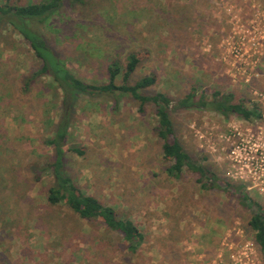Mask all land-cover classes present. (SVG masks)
<instances>
[{
    "label": "rangeland",
    "instance_id": "rangeland-1",
    "mask_svg": "<svg viewBox=\"0 0 264 264\" xmlns=\"http://www.w3.org/2000/svg\"><path fill=\"white\" fill-rule=\"evenodd\" d=\"M32 1L39 0L11 3ZM168 16L181 19L182 30L166 23ZM55 22L60 32L41 29L49 46L88 83H103L107 64L123 63L130 53L139 55L141 64L131 84L157 74V83L145 94L163 93L174 100L170 116L175 137L193 159L215 174L219 187L210 183L201 187L190 173L179 180L167 175L154 136L152 104L141 107L122 97L112 110L107 98L99 100L100 109L82 100L66 146L72 173L85 193L111 202L122 216L133 220L145 242L132 254L122 237L103 224H89L68 207L48 205L49 178L35 182V168H24L28 181L7 170L12 157L15 164L21 160L27 165L51 156L32 133L37 115L44 117L39 125L49 128L58 100L53 87L41 80L34 89L42 88L41 97L50 104L28 108L18 104L13 85L17 73L27 75L41 62L15 31L5 28L0 30V264H196L213 254L233 225L249 229L252 210L234 189L223 191L226 184H238L227 180L224 163L211 155L204 142L214 132L243 127L247 121L234 114L225 117L207 109L175 106L193 88L209 100L217 93H233L236 102L247 95L243 87H233L231 77L242 73L245 62L264 61V0H91L85 6L65 3ZM72 35L86 37L83 47L88 56L69 45L67 37ZM105 57L110 58L107 63ZM200 136H205L203 142ZM246 191L264 208V195Z\"/></svg>",
    "mask_w": 264,
    "mask_h": 264
},
{
    "label": "trees",
    "instance_id": "trees-1",
    "mask_svg": "<svg viewBox=\"0 0 264 264\" xmlns=\"http://www.w3.org/2000/svg\"><path fill=\"white\" fill-rule=\"evenodd\" d=\"M5 1L0 4V30L7 28L15 31L41 62V65L37 66L38 68L27 72V75L29 73L28 77L24 73H17L19 79H15L13 85H15V92H18V104L27 108L40 105L41 102L50 104L47 98L41 97L40 90L42 88L40 86L41 89H34L41 80L53 87L54 99L58 100L57 104H54L55 117L50 121L49 128L43 129L39 125L44 122V117L37 115L38 118L35 121L38 124H35L34 133H32L35 137L39 136L42 144L51 150V156L46 158V161L36 160L27 163V165L21 160L15 164V158L12 157L9 159L8 164L10 165L7 172L13 177H19L18 174L21 173L28 181L24 168L29 171L31 168L37 169V173L32 174L35 176V178L33 177L35 182L49 178L48 182H45V201L48 205L68 207L75 215L89 224H103L107 230L116 232L122 237V242L129 252L137 253L145 242V235L134 221L122 216L116 206L111 205V202L110 204L104 203L99 197L85 193L79 187L72 173L71 160L67 157L66 146L69 143L73 115L82 100L98 109L101 108L99 100L106 98L108 99L107 105L111 104V109L114 104L120 103L122 97H129L141 107L152 104L155 107L156 118L154 136L161 149L167 175L178 180L184 173L196 175L197 182L204 188L208 183L219 187L218 179L201 161L193 159L175 137L170 116L174 100L163 93L145 94V90L157 83V74L152 73L149 76L138 78L131 84V79L141 64L138 54H128L123 63L115 60L107 64L108 77L103 83L92 84L74 74L68 68L67 63L62 60L61 55L49 46L41 29L53 27L60 32L61 28L55 21L57 17L61 16V8L64 4L85 6L91 3V0H39L26 5L13 4L11 0ZM130 6L132 7V4ZM165 22L178 26L179 30L185 26L181 19L171 20L169 16ZM67 38L70 46L71 44L78 46L81 55L88 56L83 47L85 36L72 35ZM109 60V57H105L106 63ZM38 90L39 92H36ZM175 107L189 110L207 109L225 117L234 114L250 123L257 121L259 117L258 108L252 106L247 95H244L241 101L236 102L233 93L227 95L217 93L209 100L208 96L201 95L199 97L198 89L194 88L185 99L176 100ZM115 109L113 107L112 110ZM0 118H2L1 115ZM74 151L80 156L84 154L83 150L76 149ZM230 188L239 195L245 207L252 210L248 224L253 230L254 240L259 246V252L264 262V208L249 198L244 185L238 184L233 187L229 183L226 184L223 191L226 192Z\"/></svg>",
    "mask_w": 264,
    "mask_h": 264
},
{
    "label": "built area",
    "instance_id": "built-area-1",
    "mask_svg": "<svg viewBox=\"0 0 264 264\" xmlns=\"http://www.w3.org/2000/svg\"><path fill=\"white\" fill-rule=\"evenodd\" d=\"M231 77L233 87H243L259 117L243 127H231L214 132L206 142L212 156L225 165L229 181L264 195V61L245 62ZM252 124V125H250ZM196 264H264L253 230L243 225L230 227L210 257H202Z\"/></svg>",
    "mask_w": 264,
    "mask_h": 264
},
{
    "label": "crops",
    "instance_id": "crops-1",
    "mask_svg": "<svg viewBox=\"0 0 264 264\" xmlns=\"http://www.w3.org/2000/svg\"><path fill=\"white\" fill-rule=\"evenodd\" d=\"M228 180V179H227ZM229 181V180H228ZM229 182H231V181H229ZM231 183H235V182H231ZM235 184H239V183H235Z\"/></svg>",
    "mask_w": 264,
    "mask_h": 264
}]
</instances>
